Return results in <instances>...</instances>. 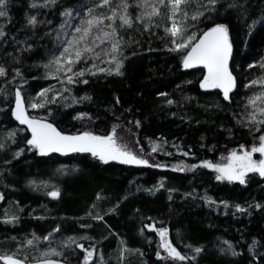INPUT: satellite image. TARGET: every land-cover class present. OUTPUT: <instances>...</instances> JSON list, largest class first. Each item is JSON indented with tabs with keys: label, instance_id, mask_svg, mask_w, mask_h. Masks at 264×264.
I'll list each match as a JSON object with an SVG mask.
<instances>
[{
	"label": "trees",
	"instance_id": "1",
	"mask_svg": "<svg viewBox=\"0 0 264 264\" xmlns=\"http://www.w3.org/2000/svg\"><path fill=\"white\" fill-rule=\"evenodd\" d=\"M31 3L32 0H10V20L0 18V26L8 34V42H0V66L7 70L5 76H0V142L6 145L0 149V193L4 196L0 200V254L17 253L18 258L27 254V264H34V258H43L26 243L35 233L40 237L35 246L64 253L51 257L62 264L83 261V250L76 244L69 248L61 243L70 236L84 246L95 245L97 252L90 264H96L101 256L105 264H264V208L254 207L255 203L264 205V177L249 173L244 185L217 181L215 171L201 164L203 160L220 162L241 144L252 145L254 137L264 132V128L261 132L250 131L240 123H247L246 117L252 111L248 98L262 88L259 84L247 88L244 85L264 76V69L248 67L264 57V27L257 24L249 32L252 21L264 14V0H247L248 15L244 18L236 12L225 13L222 7L218 13H212L211 19L206 18V12L187 30L199 35L211 26L212 19L229 24L234 43L230 66L237 77L230 101L223 99L222 90L199 87L205 70L183 68L181 54L169 50L172 45L163 26L145 31L139 21L131 29H119L126 41L122 44L127 57L123 76L86 74L79 79H88V84H68L70 91L61 94L58 87L63 83V75H49L44 65L63 50L60 41L68 39L66 27L71 28L70 24L82 19L87 8L98 5L99 0H59L58 5L50 8H31ZM69 7L75 10L73 17L62 16L60 13ZM31 15L45 23L32 29L27 26V17ZM66 20L70 24L61 28ZM28 44L33 47L25 50ZM15 69L22 76H17ZM17 88L21 89L30 116L46 118L67 134L90 131L108 135L113 126H118L117 133L129 145L150 154V164L166 167L117 161L104 164L90 153L41 156L36 150H29L26 138H31L30 130L11 115ZM44 88L52 89L47 98L55 97V102L42 108L28 107L41 102L39 93ZM86 94L92 97L90 101L74 102L73 98L80 100ZM117 96L119 104L115 103ZM169 99L175 103L169 105ZM78 113L89 115L74 118ZM13 130L15 142L7 139ZM153 140L164 142L171 148V155L149 152L148 144ZM20 148L24 149L23 154L14 158ZM193 164L198 167L175 170L177 166ZM30 181L44 183L47 188L58 187L61 197H48L46 191H40L41 187L31 185ZM206 196L216 203L209 205ZM220 201H227L228 207ZM236 204L247 211H237ZM113 208L116 210L110 211ZM5 211L18 216V222L5 224ZM97 214L104 219L95 220ZM149 224L167 228L169 239L182 254L194 255L187 252L189 245L204 251L194 260L158 258V235L145 227ZM58 226L59 232H54ZM49 233L50 238L43 239ZM83 236L90 239H80ZM224 241H230L239 255L222 253L220 247H227Z\"/></svg>",
	"mask_w": 264,
	"mask_h": 264
},
{
	"label": "snow or ice",
	"instance_id": "2",
	"mask_svg": "<svg viewBox=\"0 0 264 264\" xmlns=\"http://www.w3.org/2000/svg\"><path fill=\"white\" fill-rule=\"evenodd\" d=\"M9 2L10 0H0V18L10 20L8 11ZM246 2L247 0H244V3H241V0H206V3L204 0H99L98 5L94 4L92 7L87 8L86 15L80 19L78 25L73 27L71 33H65L70 38L60 41L63 45V50L59 52V55H53L44 67L48 70L49 75L57 78L63 75L69 84H88V79H79L85 77L86 74H90L91 76H97L98 74L123 76L124 61L127 57L124 56L122 44L126 43V41L120 35L119 29H131L139 21L145 31L150 30L153 26L157 28L163 26L165 36L169 38L172 45L169 50L181 54L183 68L190 69L196 66H203L206 69V72L202 75V79L199 81V87L205 90H222L223 99L230 101L232 99L230 93L237 87V77L233 74V69L230 66L234 55V43L230 35L229 24L216 22L212 19L211 26H207L199 35L196 32L189 34L187 30L193 27L194 22L199 21L200 17L204 16L206 12L209 14L206 18L211 19L212 13H218L221 7L225 13H229L230 11L236 12L238 17L244 18L248 15V8L245 7ZM58 3L59 0H42V2L41 0H32L30 7L50 8L58 5ZM103 9H107V11L105 12ZM74 11L73 8L69 7L65 8L60 14L64 17H73ZM76 14L79 15V12H76ZM106 21L107 23H105ZM169 21L170 26L168 24ZM39 23L45 22L38 21L35 15L27 17V26L32 29H35ZM47 23H51V21H47ZM65 24H70V21L66 20L64 24H61V28H64ZM257 24H261L264 27V14H262L260 19L252 21V24L249 26V32ZM7 35L4 27L0 26V42L6 44L8 42L6 39ZM12 39L15 40V37H12ZM32 47V44H28L25 50H30ZM105 57H107V63L110 66H99L105 63ZM96 61H99V63H96ZM81 64L85 66L78 68L77 66ZM257 66L264 69V57L248 65L249 68ZM14 71L17 76H22L19 69H15ZM6 74V68L0 66V76H5ZM188 83H191V81H188ZM258 84L262 86L261 90L253 93L248 98V105L251 106L252 111L246 117L247 123L244 120H241L240 123L245 127H249L250 131L261 132L262 128H264V76L249 81L244 87H252ZM51 90V88L42 89L39 93V96L42 98L41 102L30 103L28 107L33 109L42 108L45 104L54 103L55 97L51 99L47 98V93ZM65 91H68V89H65ZM161 95L166 94L161 93ZM14 96L15 107L11 109V115L20 124L27 125L28 129H30L31 138H26V145L31 146L29 150H37L41 156H47L50 153H90L92 157L104 164L118 161L125 165H146L153 168L166 167V165L159 163L150 164L147 158L138 155L126 144L119 143L117 137L118 126H113L111 133L108 135H96L90 131L67 134L61 131L54 123L48 122L46 118L30 116L25 107L24 96L20 88L15 90ZM91 99L92 97L87 94L80 98V100L73 98L74 102L90 101ZM186 99L189 98L186 97ZM166 102L169 105L175 103L171 99ZM115 103H120L118 96L115 98ZM248 105L245 106L246 109ZM216 107H219V105H216ZM0 111H3V109H0ZM88 115V113H78L77 117L74 118H82ZM197 122L199 123V121ZM135 123L139 125L140 121L137 120ZM15 136L16 131H10L7 139L15 142ZM254 139L258 142L254 143L250 149L241 144L239 147L243 151H230L227 157L222 158V162L214 163L211 160H203L201 164L203 167L215 171V179L217 181L239 182V184L244 185L248 182L249 173H258L260 177H264V134H260L258 137H254ZM5 147V143L0 142V149H4ZM152 151L155 152L157 149L154 147ZM23 152L24 149L20 148L15 152L14 158L21 156ZM256 153H259L261 158L255 159L254 154ZM168 154L171 155V153ZM183 154L189 155L187 152ZM197 167L195 164L183 167L177 166L175 170L184 171L185 168L195 169ZM30 184L35 186L36 182L30 181ZM159 187H164L163 183ZM147 191L151 192L153 190L147 189ZM169 191L173 190L170 189ZM46 195L52 198H59L61 197V191L58 187H53L52 190L46 192ZM186 195L190 196L192 194L187 193ZM3 199L4 196L0 193V200ZM204 199L209 205L216 203L211 197L206 196ZM220 203L228 207L227 201H220ZM252 206L249 205V207ZM254 207L261 209L264 208V205L255 203ZM235 208L239 212L247 211L240 204H236ZM115 210L116 208H113L110 211ZM93 218L97 221H102L104 216L97 214ZM18 220V216L9 215L5 211L3 219L5 224H14ZM81 227L91 226L81 225ZM145 227L152 229L155 228V225L149 224ZM59 230V226L53 229L54 232H59ZM141 232H143V229H141ZM156 232L160 237L158 247L167 253L166 256L162 257L160 251H157L156 255L158 258L171 259L173 261L194 260L204 251L202 247L193 248L189 245L188 247L194 253L192 257H189L182 254L173 245L168 238L167 228H158ZM50 236L51 233L43 237V239L48 240ZM80 239H90V237L83 236ZM39 240L40 237L33 233L32 238L28 239L26 243L35 248V244ZM61 243L69 248L72 244H76L77 248L82 249L83 264H90V261H92L93 256L97 252L95 245L86 248L83 243H77V238L73 236L68 237L66 241H62ZM121 243L124 242L121 241ZM255 243L256 241L254 240L253 244ZM224 244L227 247H220L222 253L230 252L232 256L239 255L230 241H224ZM62 255H64L62 251H57V249L50 247L41 252V257L43 258H34V264H62L61 261L51 258L52 256ZM28 259L27 254L22 258H18L17 253L11 255L0 254V261H3L4 264H27ZM101 259H103L102 256Z\"/></svg>",
	"mask_w": 264,
	"mask_h": 264
},
{
	"label": "rangeland",
	"instance_id": "3",
	"mask_svg": "<svg viewBox=\"0 0 264 264\" xmlns=\"http://www.w3.org/2000/svg\"><path fill=\"white\" fill-rule=\"evenodd\" d=\"M73 20H74V19H72L71 21H73ZM79 21H80V20H78L77 22H75V23L73 24V26H72V24H70L71 28L66 27V28H67V29H66L67 32H68V33H71V32L73 31V27H74L75 25H78V24H79ZM69 38H70V36H68V39H69ZM104 59H105V63H102V64H100L99 66H101V67H109L110 65L107 63V57H105ZM90 63H91V62H90ZM96 63H99V61H96ZM68 84H69V83H67V80H66L65 77L63 76V83H61V85H59V87H58V90H59V89H62L61 94H64V95H65L68 91H70V90H69V87H68ZM65 89H68V91H65ZM40 99H41V97H40ZM28 114H29V113H28ZM25 126H27V125H25ZM27 129H28V127H27ZM29 130H30V129H29ZM30 132H31V131H30ZM262 134H264V132H263ZM117 137H118V142H119V143H121V144H126L131 150H133L134 152H136L138 155H140V156H142V157H144V158H147V159L149 160V162L151 163V157H150V154L144 153V152L140 151L138 148L129 145V144L127 143L126 138L120 136L119 133H117ZM257 142H258V141L255 140V141L253 142V144H254V143H257ZM253 144H252V145H253ZM252 145L247 146L246 148H249V149H250V147H251ZM148 147H149L148 151H149V152H152V153H154V152L152 151V149H153L154 147L157 149V151H155V152H165V153H167V154L172 152L171 148H169L168 146H166V145L164 144V142H162V141H160V140L149 141ZM34 150H35V149H34ZM170 150H171V151H170ZM36 151H37V150H36ZM236 151H243V150L239 148V149H236ZM149 152H148V153H149ZM225 157H227V155H226ZM254 158H255V159H259V158H261V156H260L259 153H256V154H254ZM117 162H118V161H117ZM220 162H222V160H221ZM38 186L41 187V190H40V191H46V192L52 190V188H53V185H51V186H49V187L47 188V185H46V184H44V183H40V182H38V183L36 184L35 187L39 188ZM46 192H45V193H46ZM48 197H49V196H48ZM158 228H161V227H155V228H152V229H150V230H154V231L156 232V229H158ZM148 229H149V228H148ZM156 233H157V232H156ZM157 235H158V233H157ZM167 235H168V234H167ZM168 238H169V237H168ZM158 241L160 242V237H159V235H158ZM90 246H92V245H91V244H87L85 247L88 248V247H90ZM44 250H46V249H44V248H43V249H40L39 247L35 246V251H36V253H38V254H41V252L44 251ZM159 251H160L162 257H164V256L167 255V253H166L163 249H160V248H159ZM121 252L124 253V250L122 249ZM187 252H188V253H192V254H194L193 251H192V249H190V250L188 249ZM39 256H41V255H39ZM94 256H95V255H94ZM94 256H93V258H94ZM93 258H92V260H93ZM90 262H91V261H90ZM82 264H83V261H82ZM96 264H105V261H104L103 259H99V260L96 262Z\"/></svg>",
	"mask_w": 264,
	"mask_h": 264
},
{
	"label": "water",
	"instance_id": "4",
	"mask_svg": "<svg viewBox=\"0 0 264 264\" xmlns=\"http://www.w3.org/2000/svg\"><path fill=\"white\" fill-rule=\"evenodd\" d=\"M230 64H231V62H230ZM194 68H200V69H204L203 68V66H196V67H194ZM205 70V72H206V69H204ZM3 262V261H2ZM4 263V262H3ZM33 264V263H32Z\"/></svg>",
	"mask_w": 264,
	"mask_h": 264
}]
</instances>
